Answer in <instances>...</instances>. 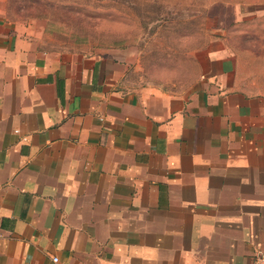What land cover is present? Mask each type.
I'll list each match as a JSON object with an SVG mask.
<instances>
[{
  "label": "crops",
  "instance_id": "0c3cea01",
  "mask_svg": "<svg viewBox=\"0 0 264 264\" xmlns=\"http://www.w3.org/2000/svg\"><path fill=\"white\" fill-rule=\"evenodd\" d=\"M121 76L0 20V264H253L264 94L136 93Z\"/></svg>",
  "mask_w": 264,
  "mask_h": 264
},
{
  "label": "rangeland",
  "instance_id": "374dc122",
  "mask_svg": "<svg viewBox=\"0 0 264 264\" xmlns=\"http://www.w3.org/2000/svg\"><path fill=\"white\" fill-rule=\"evenodd\" d=\"M0 20L48 50L105 58L126 91L264 94V0H0Z\"/></svg>",
  "mask_w": 264,
  "mask_h": 264
},
{
  "label": "built area",
  "instance_id": "2783aa9c",
  "mask_svg": "<svg viewBox=\"0 0 264 264\" xmlns=\"http://www.w3.org/2000/svg\"><path fill=\"white\" fill-rule=\"evenodd\" d=\"M2 238H3V234H2V230H1V224H0V242L2 241ZM253 256H254L253 257V264H264V249L256 250ZM53 260L55 262H58L59 258L54 257Z\"/></svg>",
  "mask_w": 264,
  "mask_h": 264
}]
</instances>
